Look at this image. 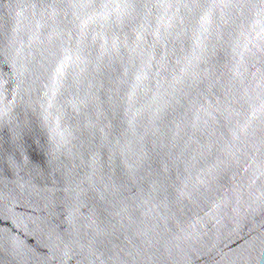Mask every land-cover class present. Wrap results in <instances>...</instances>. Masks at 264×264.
<instances>
[{"label": "water", "instance_id": "water-1", "mask_svg": "<svg viewBox=\"0 0 264 264\" xmlns=\"http://www.w3.org/2000/svg\"><path fill=\"white\" fill-rule=\"evenodd\" d=\"M0 264H264V0H0Z\"/></svg>", "mask_w": 264, "mask_h": 264}]
</instances>
